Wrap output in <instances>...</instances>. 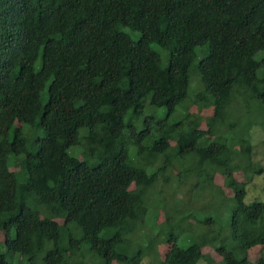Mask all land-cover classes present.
Segmentation results:
<instances>
[{"label":"trees","instance_id":"trees-1","mask_svg":"<svg viewBox=\"0 0 264 264\" xmlns=\"http://www.w3.org/2000/svg\"><path fill=\"white\" fill-rule=\"evenodd\" d=\"M259 51L264 0H0V264H145L161 224L148 264H197L206 246L207 264H264L248 257L264 200L234 174L253 165L250 121L264 125ZM192 75L189 98L214 108L205 129L184 106ZM191 173L228 208L222 227L196 199L183 216L162 202Z\"/></svg>","mask_w":264,"mask_h":264},{"label":"rangeland","instance_id":"rangeland-1","mask_svg":"<svg viewBox=\"0 0 264 264\" xmlns=\"http://www.w3.org/2000/svg\"><path fill=\"white\" fill-rule=\"evenodd\" d=\"M264 57V51H259L256 54V58L257 59H261ZM192 75L191 76V82L189 85V89L187 92V96L185 98V103L184 106L185 108H187V111L193 116H199L201 118V125L200 128H207L209 122L208 119L214 112V108L213 106H210L209 104L206 103H201L200 105L196 104L192 99L189 98V96L191 95V92L195 91V87H194V82H195V78ZM189 98V99H188ZM188 99V100H187ZM183 101V102H184ZM182 102V103H183ZM182 105V104H181ZM179 105V106H181ZM178 106V107H179ZM177 107V110H178ZM158 112L156 113L157 115H160L161 113L165 112L164 108H157L156 109ZM149 110L147 109L146 111H144L143 113H149ZM186 110L181 109V112L184 113ZM264 111V109H263ZM146 115V114H145ZM264 117V116H263ZM142 119V118H141ZM261 119V118H260ZM255 121V120H254ZM254 121H250V124H252L249 128V130L247 131L246 135L249 136V142L252 146V153L254 154L253 156V165L249 168H244L241 170L236 171L234 174L236 175L237 180L242 181L244 183H246V192H247V196H246V201H250L253 198H259L264 200V125L260 124V123H254ZM261 122V121H260ZM27 129V128H26ZM25 129V131H26ZM237 131H241L240 133L242 134V127L241 130H237ZM42 133V132H40ZM228 136V135H227ZM235 147H237V145H234ZM21 158V156H20ZM14 159L15 157H11L10 158V165L9 167L16 172L17 174V178L20 181L23 180V174H22V170L21 167L13 164L14 163ZM186 162H189L188 160H186ZM173 163L176 164V166L180 167L183 169V166L178 162V158H174ZM178 163V164H177ZM184 163V162H183ZM188 165H190V163H188ZM187 166V165H185ZM166 174L170 175V176H175L177 174V168L176 167H169L167 169ZM225 174L226 173H221L219 171H215L213 173L212 179H211V184L216 185L217 187H220L221 190H224L225 193L227 192V187L224 185L225 183ZM186 179L188 181H184V182H176V184H174L171 188L167 187V193L166 195H163L162 197L164 198V200L162 201L163 203H167L169 206H174L175 204L184 206L183 209L181 210V215L183 216L184 213H187V209H185L186 204L190 203L191 200L196 199L195 203H191L192 206H197L198 210L197 213L195 214V218L196 219H202L204 216H214L215 218H217L218 223L216 224V228L218 229L220 226L222 227L223 224H225V220H226V216L228 214V208L226 207V211L223 208V206H221L222 210H219V204L218 205H214L211 207H208V205L211 202L212 199H210V194L208 191V189L199 192L201 196H198V191L196 193L195 190L198 189V186H196V181L199 179L194 173L191 174H185ZM203 181V179H202ZM195 185V186H194ZM163 185L159 184L158 187H161ZM170 190L172 191V193L170 194ZM155 194L157 193H152L150 195L151 198L156 199ZM252 197V198H251ZM30 205H34V202L30 199L28 202ZM162 203V204H163ZM213 204V203H212ZM190 205V204H188ZM218 209V210H216ZM216 210V211H215ZM155 216H153V220L155 224H159L163 221L164 219V209L162 208L161 204H158L155 206ZM149 214L147 215V219H148ZM180 216V215H179ZM178 216V217H179ZM193 216V215H191ZM177 217V219H178ZM180 218V217H179ZM192 218H189L185 221L184 225L187 226L189 224V222H191ZM206 219V218H204ZM150 223V224H149ZM147 225H152L153 222H149ZM202 226L204 227L207 226L209 223H204L202 222ZM212 225V224H211ZM144 225L142 227V229L137 230V234H141L142 232H148L147 234H150L154 229L156 231V235L159 234L158 236V240L156 242L157 247H156V254L151 255L148 254L146 256H144V262L145 264H148L149 259H151L152 257H157L160 256L162 257L167 249L166 245L164 243H162L161 238L165 237L166 232L168 231V229H164L163 225H158L155 228H153V230L151 231L149 229V227ZM228 230L227 229H223L222 233H221V239H224L225 235H227ZM186 235H184L183 233H181L177 239V242L179 244L183 243L185 240ZM145 249V248H144ZM147 250V249H145ZM204 255L205 257H214L216 260H219L220 257L216 254H214V250L213 247L211 246H206L203 249ZM264 255V245H257L254 246L253 248H251L248 251V257L253 260V261H257L261 255ZM202 258L201 260H199V262L197 264H207V262L205 261L206 258ZM13 261H17L19 259V255L15 254L12 257ZM114 264H121L119 262H115Z\"/></svg>","mask_w":264,"mask_h":264}]
</instances>
